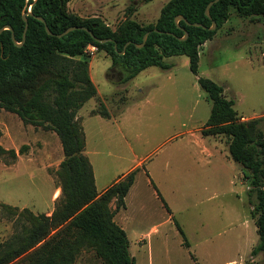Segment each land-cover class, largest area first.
I'll return each instance as SVG.
<instances>
[{"label":"rangeland","instance_id":"obj_1","mask_svg":"<svg viewBox=\"0 0 264 264\" xmlns=\"http://www.w3.org/2000/svg\"><path fill=\"white\" fill-rule=\"evenodd\" d=\"M167 1L71 0L68 11L100 16L116 29L130 7L136 9L133 19L156 22ZM89 46L77 57L88 61L98 91L77 113L84 153L99 191L139 169L127 210L117 209L116 198L109 204L115 222L124 224L136 264H264L263 252L252 254L259 235L250 185L230 158L227 138L202 135L212 102L198 81L206 76L221 84L242 120L263 118L264 129V16L243 18L232 8L228 21L200 47L199 75L183 55L168 59L171 69L150 67L123 83L111 56ZM104 110L108 118L100 114ZM0 132V143L17 152L15 159L0 155V204L18 208L0 206L3 241L31 226L25 209L50 215L63 203L58 172L64 152L56 132L24 123L2 107ZM74 264L107 262L86 247Z\"/></svg>","mask_w":264,"mask_h":264},{"label":"trees","instance_id":"obj_2","mask_svg":"<svg viewBox=\"0 0 264 264\" xmlns=\"http://www.w3.org/2000/svg\"><path fill=\"white\" fill-rule=\"evenodd\" d=\"M70 1L0 0V30L12 26L19 42L26 27L23 14L32 12L27 16L23 46L15 44L12 30L5 29L0 34V107L16 113L24 123L56 132L64 152L58 172L63 203L50 215L25 209L32 217L31 226L0 241V264H74L86 247L94 248L107 264H136L128 234L115 222V212L109 204L116 198L117 209L126 208V197L139 169L100 193L94 167L84 153L86 136L77 113L98 91L90 77L88 61L77 57L84 55L89 45L111 56V68L122 74L123 83L150 67L171 69L173 64L168 59L183 55L189 58L191 71L199 75L200 47L228 21L232 8L243 18L264 16V0H220L210 9L212 19L206 15V8L213 0H168L156 22L142 24L133 19L136 9L130 7L128 16L113 29L100 16L82 18L70 13ZM178 15L184 17L179 25L175 21ZM37 16L45 19L54 34L72 26L89 31L76 29L62 37L50 35ZM213 21L215 29H211ZM147 32L146 44L139 48ZM186 32L187 39H181ZM109 38L112 40H98ZM198 81L212 102L202 135L227 138L230 158L241 167L254 197L251 213L259 240L252 254L264 253L263 118L243 121L235 101L227 98L221 84L206 76H199ZM100 114L110 116L107 110ZM0 155L15 159L17 152L0 143ZM159 195L170 211L160 192ZM185 244L189 245L186 240Z\"/></svg>","mask_w":264,"mask_h":264},{"label":"water","instance_id":"obj_3","mask_svg":"<svg viewBox=\"0 0 264 264\" xmlns=\"http://www.w3.org/2000/svg\"><path fill=\"white\" fill-rule=\"evenodd\" d=\"M218 1H220V0H213V1H211V2L208 4L207 8H206V15H207L209 18H211V19H212V15H211V11H210V9H211L212 5H213L214 3H216V2H218ZM29 14L32 15L31 10H29L27 13H24V14H23V18H24V20L26 21V27H25L24 34H23V40H22L21 42L17 41V39H16V37H15V32H14L12 26H10V25H6V26H4L3 28H1V30H0V34H1V32H2L3 30H5V29L12 30V38H13V41L15 42V44H16L17 46H23V45L25 44V42H26V38H27V31H28V19H27V16H28ZM37 18L40 19L41 21H43V22L45 23V27H46V30H47L48 34H50V35H56V36H58V37H62V36H64L65 34L69 33L70 31H73V30H76V29H87L86 27L72 26V27L67 28L64 32H62V33H60V34H54V33L52 32V30L49 28V26L46 24V21H45V19H44L43 17H41V16H37ZM182 19H184V17H183L182 15H178V16L175 18V21H176V23L179 25V22H180V20H182ZM195 25L200 26L201 24H200V23H195ZM216 27H217L216 22L213 21V26L211 27V29H215ZM87 30H88V29H87ZM88 31H89V30H88ZM149 34H150V33L147 32V33L145 34V36H144L143 42H142L141 44H138V45H137L139 48L145 46ZM187 37H188V33L186 32V33H185V36L182 37L181 39H187ZM98 40H99L100 42H106L107 40L111 41L112 38H109V39H98Z\"/></svg>","mask_w":264,"mask_h":264},{"label":"crops","instance_id":"obj_4","mask_svg":"<svg viewBox=\"0 0 264 264\" xmlns=\"http://www.w3.org/2000/svg\"><path fill=\"white\" fill-rule=\"evenodd\" d=\"M209 148H210V147H209ZM207 149H208V147H204V150H205L204 152H206ZM208 150H209V149H208ZM209 151H210V150H209ZM115 181H117V180H115ZM115 181H114V182H115ZM152 181L154 182V184L152 183ZM114 182H112L111 184H109V186L112 185ZM150 182H151V184H153V185L155 186V188H156L157 190H159L157 184L155 183V181H154L152 178L150 179ZM109 186H106V188H108ZM106 188H104L102 191H99V192H100V193L104 192ZM132 188H133V186L131 187V189H132ZM131 189H130V191H131ZM130 191H129V193H130ZM159 192H160V190H159ZM129 193H128V194H129ZM160 193H161V192H160ZM158 196H159V195H158ZM159 198H160V197H159ZM162 202H163V201H162ZM126 207H127V204H126ZM125 210H127V208H126ZM119 219H120V215H119ZM119 222H120V220H119ZM120 223H121V222H120ZM121 224H123V223H121ZM123 225H124V224H123ZM123 225H122V227H124ZM152 229L155 230V229H156V226H155L154 228H152Z\"/></svg>","mask_w":264,"mask_h":264},{"label":"built area","instance_id":"obj_5","mask_svg":"<svg viewBox=\"0 0 264 264\" xmlns=\"http://www.w3.org/2000/svg\"><path fill=\"white\" fill-rule=\"evenodd\" d=\"M89 47L91 48V50H95L97 48V46L95 45H90Z\"/></svg>","mask_w":264,"mask_h":264}]
</instances>
